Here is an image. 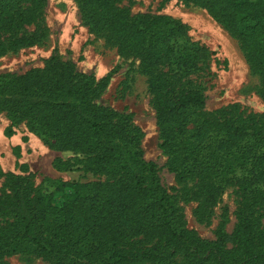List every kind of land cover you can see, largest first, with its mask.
I'll list each match as a JSON object with an SVG mask.
<instances>
[{
    "label": "trees",
    "instance_id": "16d2710c",
    "mask_svg": "<svg viewBox=\"0 0 264 264\" xmlns=\"http://www.w3.org/2000/svg\"><path fill=\"white\" fill-rule=\"evenodd\" d=\"M119 1L79 0V9L121 52L140 58L159 148L183 196L197 202V219L208 218L223 191L234 188L233 229L227 234L221 225L216 239H206L186 226L154 164L143 158L142 131L132 114L96 102L112 70L96 79L51 54L40 68L0 74V113L13 123L25 121L50 148L71 152L69 162L53 160L57 170L100 179L53 182L46 192L31 172L4 174L0 264L17 252L51 264H264V115L237 104L207 111L199 87L178 85L195 68L191 57L206 50L179 48L186 33L179 20L129 16ZM187 1L240 43L264 100V0ZM45 2L0 0V54L42 40L37 22Z\"/></svg>",
    "mask_w": 264,
    "mask_h": 264
},
{
    "label": "rangeland",
    "instance_id": "374dc122",
    "mask_svg": "<svg viewBox=\"0 0 264 264\" xmlns=\"http://www.w3.org/2000/svg\"><path fill=\"white\" fill-rule=\"evenodd\" d=\"M79 5V0H46L37 22V29L44 31V37L38 43L0 54V74H21L31 68H40L51 54L73 62L79 71L92 74L96 79L112 70L109 83L96 102L132 114L134 123L142 131L143 158L154 164L161 184L174 197L187 227L206 239H216L215 232L221 225L222 230L230 234L239 201L234 188L223 191L208 218L197 219V202L183 196V184L176 181L174 173L168 169L167 155L159 148L156 113L140 58L121 52L106 31L92 28L83 19ZM116 6L126 8L129 16L166 15L186 26L185 36L178 41L179 48L192 50L197 47L206 51L204 55L191 57L195 68L182 77L178 85L199 87L205 96L207 111L237 104L245 113L264 115L260 82L240 43L205 9L187 0H120ZM48 145L25 121L13 123L4 112L0 113V194L4 192L3 175L9 172H31L34 184L46 192L53 190V182L71 184L100 179L80 170H57L53 160L69 162L73 154ZM59 197L60 193L54 195L55 202ZM223 210H226L225 215ZM2 264L51 263L17 252L5 255Z\"/></svg>",
    "mask_w": 264,
    "mask_h": 264
}]
</instances>
